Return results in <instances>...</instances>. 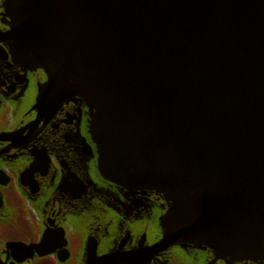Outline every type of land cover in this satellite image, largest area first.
<instances>
[{
	"label": "water",
	"instance_id": "obj_1",
	"mask_svg": "<svg viewBox=\"0 0 264 264\" xmlns=\"http://www.w3.org/2000/svg\"><path fill=\"white\" fill-rule=\"evenodd\" d=\"M6 2L46 99L89 108L100 174L170 203L153 252L264 261V0Z\"/></svg>",
	"mask_w": 264,
	"mask_h": 264
},
{
	"label": "flooded vegetation",
	"instance_id": "obj_2",
	"mask_svg": "<svg viewBox=\"0 0 264 264\" xmlns=\"http://www.w3.org/2000/svg\"><path fill=\"white\" fill-rule=\"evenodd\" d=\"M13 22L0 0V264H264L189 244L153 252L170 203L100 174L89 108L77 96L52 106Z\"/></svg>",
	"mask_w": 264,
	"mask_h": 264
}]
</instances>
